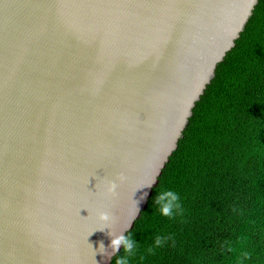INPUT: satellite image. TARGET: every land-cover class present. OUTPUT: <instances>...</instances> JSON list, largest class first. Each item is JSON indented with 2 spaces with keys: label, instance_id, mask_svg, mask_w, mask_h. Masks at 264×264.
Masks as SVG:
<instances>
[{
  "label": "water",
  "instance_id": "95a60500",
  "mask_svg": "<svg viewBox=\"0 0 264 264\" xmlns=\"http://www.w3.org/2000/svg\"><path fill=\"white\" fill-rule=\"evenodd\" d=\"M257 2L0 0V264H111Z\"/></svg>",
  "mask_w": 264,
  "mask_h": 264
},
{
  "label": "trees",
  "instance_id": "16d2710c",
  "mask_svg": "<svg viewBox=\"0 0 264 264\" xmlns=\"http://www.w3.org/2000/svg\"><path fill=\"white\" fill-rule=\"evenodd\" d=\"M168 191L180 204L171 217L161 214ZM124 237L131 254L122 244L111 264H264V0L217 64Z\"/></svg>",
  "mask_w": 264,
  "mask_h": 264
},
{
  "label": "clouds",
  "instance_id": "9594fccd",
  "mask_svg": "<svg viewBox=\"0 0 264 264\" xmlns=\"http://www.w3.org/2000/svg\"><path fill=\"white\" fill-rule=\"evenodd\" d=\"M120 178L123 179L124 177L121 175ZM115 188H116L115 183L109 182L108 186H107V192L114 194ZM166 195L169 196L170 199L167 201V203H165L163 205V207L161 209V214L164 216L171 217L173 215V208L180 209V204L177 203L179 198L176 194H173L172 191H168L166 193ZM163 199H164V197L161 196L160 200H163ZM100 216H101V219H107V213H105V212H101ZM240 242L242 243V241H240ZM112 243H113L114 251L117 249V246L120 243H123L125 245V252L131 254L132 244L130 243L129 238H125V237L121 236L119 238L114 239ZM162 243H163V239L161 237H157L155 240V246L159 247L162 245ZM230 250L237 253V259H240L241 256L245 257V258L247 257V253L243 252L240 249L230 248ZM151 251H152V249H149V252H151ZM116 264H128V261L126 259H117Z\"/></svg>",
  "mask_w": 264,
  "mask_h": 264
}]
</instances>
